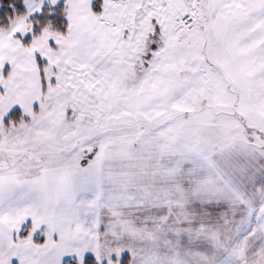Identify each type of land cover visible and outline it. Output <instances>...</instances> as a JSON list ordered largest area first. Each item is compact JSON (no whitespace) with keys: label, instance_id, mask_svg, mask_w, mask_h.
<instances>
[{"label":"snow or ice","instance_id":"6c2138e0","mask_svg":"<svg viewBox=\"0 0 264 264\" xmlns=\"http://www.w3.org/2000/svg\"><path fill=\"white\" fill-rule=\"evenodd\" d=\"M0 264H264V0H0Z\"/></svg>","mask_w":264,"mask_h":264}]
</instances>
